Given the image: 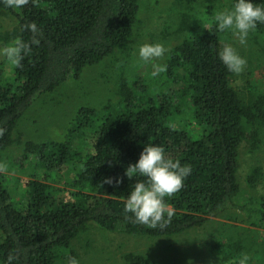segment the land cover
<instances>
[{
  "label": "trees",
  "instance_id": "obj_1",
  "mask_svg": "<svg viewBox=\"0 0 264 264\" xmlns=\"http://www.w3.org/2000/svg\"><path fill=\"white\" fill-rule=\"evenodd\" d=\"M227 1L231 9L235 0ZM255 3L264 7V0ZM3 14L14 26L0 46L20 39L25 49L20 66L13 64L10 76L0 74V165L8 158V171L22 170L28 179L0 171V264H8L10 255L12 264H56L60 255L72 254L73 242L90 223L156 237L238 210L248 224L264 227V194L250 197L242 187L264 185L262 166L242 173L243 149L250 155L262 144L264 92L244 98L236 73L219 59L229 34L217 31L214 18L206 26L183 13L181 36L162 63L166 71L153 76L152 67L126 74L123 66L132 56L140 0H27L20 8L0 4ZM32 22L38 33L27 29ZM251 35L263 42L264 24ZM113 57L125 58L117 101L100 109L80 106L62 138L44 132L21 140L17 130L34 101ZM147 144L162 146L166 158L192 170L182 188L165 198L173 215L163 230L141 225L125 211L131 186L146 179L129 180L125 170ZM106 178L114 182L106 184ZM63 180L73 190L71 199L53 185ZM243 250L231 242L224 258L238 264ZM129 261L145 263L132 254Z\"/></svg>",
  "mask_w": 264,
  "mask_h": 264
},
{
  "label": "rangeland",
  "instance_id": "obj_2",
  "mask_svg": "<svg viewBox=\"0 0 264 264\" xmlns=\"http://www.w3.org/2000/svg\"><path fill=\"white\" fill-rule=\"evenodd\" d=\"M140 3V19L131 42L133 50L132 56L127 57L128 62H124L125 58L108 59L105 63L87 68L78 81H69L34 101L17 130L18 134L21 133V140L44 132L62 138L72 125L80 106L100 109L109 100L117 101L120 69L124 66L127 74L143 67L144 72L154 63L162 64L181 36L183 13L190 15L192 23L210 26V21L217 12L230 9L227 0H140ZM13 26L11 17L6 14L0 16L1 42L6 41ZM227 32L228 44H232L247 61L244 70L236 74L235 83L244 98L250 101L264 92V41H255L250 31L247 43L241 45L238 37ZM145 43H161L167 51L161 58L138 65V50ZM9 44L3 42L0 49ZM122 62L125 64L120 67ZM12 65L11 61L0 54V74L2 72L3 76H10ZM261 136L262 144L256 152L249 155L246 148L242 151V159L246 162L242 169L243 175L255 165L262 166L264 171V131ZM11 151L20 154L21 148L14 147ZM8 162L9 159H5L4 165ZM3 171L11 177L18 175L22 181L28 179L24 171L16 168L12 171L6 168ZM67 172L69 169L61 172L62 178ZM53 185L58 194L66 199L72 198L73 190L65 185L64 180ZM242 187L250 197L264 194V185L261 184L254 189L248 187L247 183L242 184ZM231 242L244 246L243 255L249 256V264H264V227L248 224L238 210L214 217L201 227L156 237L110 231L90 223L73 242L72 254L65 252L60 255L56 264H68L69 257L72 256L80 264H136L129 261L130 254L144 258V264H233L234 260L227 261L224 258V255L230 254ZM218 250H223V255L217 254ZM260 254L262 257H256Z\"/></svg>",
  "mask_w": 264,
  "mask_h": 264
},
{
  "label": "clouds",
  "instance_id": "obj_3",
  "mask_svg": "<svg viewBox=\"0 0 264 264\" xmlns=\"http://www.w3.org/2000/svg\"><path fill=\"white\" fill-rule=\"evenodd\" d=\"M27 0H0V4L7 7L20 8ZM217 31H230L238 37L239 43H247L250 31H254L257 24H264V7L255 3V0H235L234 5L229 10L219 11L214 16ZM27 29L32 33H38L39 29L35 22L28 24ZM25 44L17 39L12 44L0 49V54L4 55L17 67L23 58ZM167 51L165 45L161 43H145L138 50V65L147 64L154 59L161 58ZM219 59L232 73H241L247 61L239 55L237 49L232 44H225L218 53ZM152 75L156 76L166 71V65L152 64ZM2 132V130H0ZM6 169V165H0V171ZM191 166L182 165L179 160L166 158L165 149L157 144H147L144 146L138 161L130 165L125 170V175L129 180L133 177H144L137 179L125 200V211L131 213L135 222L150 229L159 227L163 230L170 221L173 212L169 209L165 198L171 197L180 190L185 179L191 174ZM112 178H106L104 183H113ZM122 181L116 179L115 183ZM14 257H8V264H12ZM68 264H80L75 257H69ZM238 264H249V256L242 255Z\"/></svg>",
  "mask_w": 264,
  "mask_h": 264
}]
</instances>
